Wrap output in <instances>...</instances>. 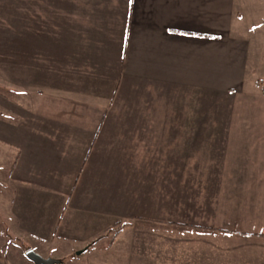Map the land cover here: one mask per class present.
I'll use <instances>...</instances> for the list:
<instances>
[{"label": "crops", "instance_id": "obj_1", "mask_svg": "<svg viewBox=\"0 0 264 264\" xmlns=\"http://www.w3.org/2000/svg\"><path fill=\"white\" fill-rule=\"evenodd\" d=\"M240 1L247 17L237 0H0V84L28 96L0 101L26 237L76 234L94 264H264V93L235 35L264 5Z\"/></svg>", "mask_w": 264, "mask_h": 264}, {"label": "rangeland", "instance_id": "obj_2", "mask_svg": "<svg viewBox=\"0 0 264 264\" xmlns=\"http://www.w3.org/2000/svg\"><path fill=\"white\" fill-rule=\"evenodd\" d=\"M237 2V10L247 17V12L241 1L237 0ZM255 2H257V0H255ZM261 3L264 5V0H261ZM258 11L254 14L252 12L250 15L249 18H252L254 23L250 24V22H248L250 27L246 31H244V29L240 30L245 23L237 20V31H235V35L245 38L246 34V39H252L253 46L251 45L252 52L249 60V77H254L256 82L262 84V82L264 83V12ZM0 86L3 87L1 84ZM6 92V94H3V92L0 93V101L9 104V106L15 105L23 108V103L27 100L28 96H16L9 94L7 90ZM4 109L5 108H1L0 106V119L6 121L5 118L1 117L7 115ZM8 154L6 150L0 147V264H33L26 258V252L29 251L27 248H32L43 258L62 260L64 262L63 264H94L93 259L95 258L91 257L88 253L79 255V252H75V245H79L74 236L76 234H65L64 231H62L53 243L45 245V243L36 242L26 237L18 228L17 223L12 221L8 213L11 190L6 186V177L9 167L7 168L5 166V160ZM116 233L117 229L111 227L106 237L98 241V246L110 247L116 237ZM67 235H70V237ZM113 254L116 256V251H114Z\"/></svg>", "mask_w": 264, "mask_h": 264}, {"label": "water", "instance_id": "obj_3", "mask_svg": "<svg viewBox=\"0 0 264 264\" xmlns=\"http://www.w3.org/2000/svg\"><path fill=\"white\" fill-rule=\"evenodd\" d=\"M81 253L82 252H79V255ZM26 258L33 264H63L64 263L62 260H58L54 258H43L34 250H29L28 252H26Z\"/></svg>", "mask_w": 264, "mask_h": 264}, {"label": "trees", "instance_id": "obj_4", "mask_svg": "<svg viewBox=\"0 0 264 264\" xmlns=\"http://www.w3.org/2000/svg\"><path fill=\"white\" fill-rule=\"evenodd\" d=\"M257 86L261 87L262 88V92L264 93V87H263L264 85L261 84L260 82H258ZM6 90H7L6 88H3V87L0 86V93L3 92V94H6L7 93ZM8 92H9V94H13V95H16V96H22L20 93H16V92H13V91H10V90ZM1 117L3 118V116H1ZM27 250H33V249L32 248H27Z\"/></svg>", "mask_w": 264, "mask_h": 264}]
</instances>
